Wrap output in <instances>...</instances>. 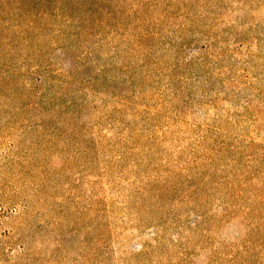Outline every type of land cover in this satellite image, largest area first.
I'll list each match as a JSON object with an SVG mask.
<instances>
[{"label":"rangeland","instance_id":"rangeland-1","mask_svg":"<svg viewBox=\"0 0 264 264\" xmlns=\"http://www.w3.org/2000/svg\"><path fill=\"white\" fill-rule=\"evenodd\" d=\"M0 264H264V0H0Z\"/></svg>","mask_w":264,"mask_h":264}]
</instances>
